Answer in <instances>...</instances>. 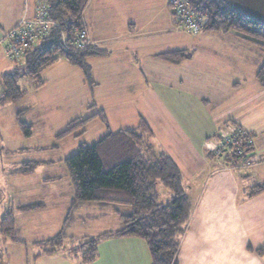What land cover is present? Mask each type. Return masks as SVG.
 Segmentation results:
<instances>
[{
    "label": "crops",
    "instance_id": "crops-1",
    "mask_svg": "<svg viewBox=\"0 0 264 264\" xmlns=\"http://www.w3.org/2000/svg\"><path fill=\"white\" fill-rule=\"evenodd\" d=\"M34 6L35 0H0V43H3L5 33L21 18L33 15ZM93 7L96 11H93ZM86 8H92L94 18L92 12H84ZM84 11L82 16L90 45L104 51L101 55L87 58L96 85L91 89L85 83L81 70L67 61L60 66L64 73L58 72L55 80L58 90L66 93L68 82L74 76L80 77L91 97L95 99L94 103L98 108L96 113L102 110L107 122L111 120V124L116 126L117 129L109 132L135 128L144 120L153 132L148 142L154 150L165 152L177 164L182 184L186 176L194 180L204 177L208 171H221L216 169L218 166L224 170L235 169L210 153L215 136L226 121L240 124L253 137L251 154L255 162L236 168L244 170L243 175L248 177L245 188H242L243 197L246 196L247 199L222 203L209 201L198 203L194 207L193 199L184 188L190 197L191 214L187 227L179 236L175 264H264V250H258L264 245V190L250 193L255 185H264V86L259 84L256 77V72L264 60V44L236 30L204 29L195 34L187 33L175 24L167 0H89ZM228 39L236 41V46ZM191 40L197 46L194 49L190 48ZM182 49H188L191 53L179 63L157 56L162 52ZM246 50L252 54H248ZM198 54L201 57L198 58ZM57 62L58 60L53 66ZM2 68L0 65V73L5 70ZM5 68H9V65ZM191 69L194 70L195 79L185 77L189 76L186 70ZM221 72L224 73L226 81L225 91L200 80L202 76ZM190 80L195 81L194 85L186 86L185 83ZM247 81L250 82L248 97L235 94ZM46 83L45 78L43 85ZM100 89L115 91L112 95L107 94V97L115 98L112 101L115 106L122 100H130L132 107L125 108L124 112L131 110L132 118L124 123L126 125L116 124L109 115L111 111L121 112L123 109L117 110L118 107L112 108L99 103ZM149 100L152 101L150 105ZM34 101V104L14 107L16 112L25 109L26 116L23 119L33 126L31 136L27 137L30 139L38 130L34 117H31L35 114L33 111L40 112L44 105ZM138 104L142 105V111L140 108L134 110L133 107ZM147 107L149 109H144ZM95 118L98 117L94 116L85 123V131L79 137L68 134L73 135L72 140L67 138L64 140L66 142H61L68 135L56 140L57 133H53V143H56V147L50 145L53 151L61 148L66 152L76 151L78 144L85 142L82 137L87 133L86 125ZM104 126L108 127V123ZM45 148L47 147L40 144L18 147L21 153ZM64 156L66 155L60 159L62 163L66 158ZM54 163L55 161H50L40 164L28 175L17 174L23 177L32 176L43 165ZM61 174L53 171V176L41 178L43 183L53 185L52 192L47 198L30 203L42 202V207L22 211L17 206L26 204L11 205L16 212L39 213L40 224H48L45 216L54 213V210L59 211L62 223L53 229V235L61 230L73 196L67 170L63 168ZM189 181L190 179L187 182ZM191 187L190 184L189 188ZM171 197L160 202L166 203ZM226 208L233 210L232 216L223 211ZM116 209L120 213L130 211L125 205L97 202L80 204L68 225L63 246L51 254L41 253L40 249V254L36 253L33 258L37 261L42 258L53 259V264H153L146 241L136 236L101 237L97 243V257L91 262L84 263L68 253L71 245L85 236L121 227V219L115 212ZM107 215H113L117 219L112 227L104 226ZM13 216L15 219L14 211ZM87 220L89 221L86 222ZM75 221H78L79 227L73 233L71 226ZM55 225L53 214V226ZM38 240L41 239L33 241L34 246H37L34 242ZM21 243L25 244L23 241Z\"/></svg>",
    "mask_w": 264,
    "mask_h": 264
},
{
    "label": "trees",
    "instance_id": "trees-1",
    "mask_svg": "<svg viewBox=\"0 0 264 264\" xmlns=\"http://www.w3.org/2000/svg\"><path fill=\"white\" fill-rule=\"evenodd\" d=\"M88 1L52 0L50 15L57 25L51 28L43 41L26 50L19 60L9 58L13 67L0 76V106L24 95L26 90L20 86L19 77L30 74L36 79V85L39 87L44 83L41 73L61 57L81 70L85 83L91 89L96 85L87 58L101 55L104 51L91 45L85 48L65 47L61 41L62 33L72 36L75 29L85 25L82 14ZM186 1L193 15L206 16V24L202 30H236L264 44V24L245 16L223 0ZM167 5L169 7L168 0ZM171 16L179 26L172 12ZM180 28L191 34L183 27ZM190 53V50L182 49L162 52L157 56L172 63H179L187 59ZM256 77L259 84L264 86V60L256 72ZM22 112H25V109L16 112L17 126L23 137L27 138L31 136L33 126L20 117ZM94 116L107 125L105 113L99 110L93 115L71 120L67 128L55 135V139L68 134L79 137L85 131V123ZM152 133L150 126L142 120L135 128L109 132L95 143L87 144L82 141L74 153L63 159L73 188V196L61 230L52 237L34 242L41 248V253L51 254L63 246L68 225L80 204L97 202L125 205L130 211L120 213L115 210L121 219V227L85 236L72 244L68 253L73 257L84 263L91 262L97 257V243L101 237L136 236L146 241L153 264L176 263L179 236L190 219L191 201L183 187L177 164L165 152L154 150L148 142ZM52 147H56V143H53ZM221 160L227 165L236 164V159L231 155L224 156ZM49 162L23 161L16 168V172L28 175L38 165ZM158 183H162L172 192V197L166 203L158 201ZM263 190V184L255 185L250 193L255 194ZM42 206L43 203L38 202L20 205L17 209L30 211ZM0 235L13 242H22L15 234L12 208L6 210L0 218ZM258 250L262 252L264 245Z\"/></svg>",
    "mask_w": 264,
    "mask_h": 264
},
{
    "label": "rangeland",
    "instance_id": "rangeland-1",
    "mask_svg": "<svg viewBox=\"0 0 264 264\" xmlns=\"http://www.w3.org/2000/svg\"><path fill=\"white\" fill-rule=\"evenodd\" d=\"M106 9V6H104ZM93 11H96V8L93 7ZM87 14L92 12V8H86L85 11ZM92 12V17L94 18ZM176 24V23H175ZM198 33V32H197ZM189 39H192V36L187 34ZM228 35L227 38H229ZM221 40V39H220ZM230 42L236 46V41L228 39ZM6 43H0V65L3 67L2 73L0 76L12 69L13 63L6 55ZM191 49L197 47L195 42L191 40L189 44ZM248 50V49H247ZM246 52L249 54L250 51ZM252 52H250V55ZM224 55V54H223ZM201 57L198 54V58ZM66 64V60L61 57L58 59V62L51 67L46 68L45 71L41 73V78L44 80L47 79V83L37 87L36 79L30 75L25 74L19 77L20 86L25 89L24 96L18 100L10 101L0 106V218L6 210H9L14 205L18 204H27L30 202L38 201L39 199H45L52 192V186L49 183H43L41 180L42 177L53 176V171L61 173L66 170L65 165L60 159L68 157L75 150L64 151L62 148L58 151H53L50 145L53 144L54 137L53 133H59L63 131L71 120L75 118H84L90 115H93L97 111V105H95V99L91 97L89 89L82 83V79L78 76H74L72 81L67 84V92L58 90L56 84L55 76L59 73H64L60 66ZM9 65V68H5ZM78 70V69H77ZM187 74L191 79L194 78V70H186ZM224 73L209 74L202 76L200 80L204 83H209V86L218 87L224 90L226 87V81L223 76ZM195 83L194 80L187 81L185 84L189 86ZM194 85V84H193ZM191 87H194V86ZM250 89V82L247 81L243 87L240 88L235 94L240 96L248 97ZM225 91V90H224ZM115 91L112 89H100V101L99 103L107 105L112 108L118 107L117 110H122L121 112L111 111L110 117L116 124L126 125V121L132 118L130 112L127 110L124 112L125 108L132 107L130 100L121 103L115 104L112 102L115 98L113 96L107 97V94L112 95ZM127 92V91H125ZM120 93H124L120 91ZM97 98V97H96ZM35 100V101H34ZM35 103L44 104L41 107V111L35 112L33 119L36 122V131L35 135L30 138H25L20 133V130L17 126L16 120V111L14 107H19L20 105H29ZM152 101H148L150 105ZM262 102V101H261ZM112 103V104H111ZM142 106V105H141ZM140 104L133 107L141 108ZM149 109V107L144 108ZM137 114V112H135ZM26 116V112H22L20 117L23 118ZM94 118V117H93ZM111 120L108 122V127L104 126L101 123V120L98 118L93 119L88 125H86L87 133L82 137L87 144H92L98 141L103 137V134H106L109 131H114L116 126L111 124ZM130 123V122H129ZM128 123V124H129ZM99 129V131H98ZM147 136V135H144ZM73 139V135H68L65 139H62L61 142H66V139ZM147 138V137H146ZM42 145L47 147L45 149L39 150H28L27 152H22L18 149L19 146L25 145ZM24 151V150H23ZM211 153L213 154L212 150ZM219 156V155H218ZM23 157V158H22ZM222 159V156H219ZM29 159H39V160H50L55 161L54 165H43L38 169L34 175L23 177L22 175L17 174L15 169L20 165L21 161ZM227 165V164H225ZM235 169L224 170L218 166L221 171L211 173L208 171L204 177L190 178L184 177L185 189L188 190L191 199H193L194 207L198 203H206L209 201L215 203L222 202H236L247 199L243 197L242 188H245V183L247 182L248 177L243 175L242 169H236L237 167L233 165H227ZM190 179L189 182H187ZM192 185L191 189L189 185ZM248 187V186H246ZM159 188H161L159 190ZM156 190L158 192V201H165L172 196V192L169 188L165 187L163 184H157ZM161 190L163 192H161ZM247 190V189H246ZM215 191V192H213ZM2 192V195H1ZM264 199V198H263ZM262 199V200H263ZM231 200V201H230ZM12 205V206H11ZM14 211L15 220H16V236L22 240L23 243H17L10 241L5 236L0 235V264H53V259L42 258L40 260H35L33 256L38 253L41 249L40 247L34 246L33 241L36 239H46L53 235V229L59 227L62 223V217L60 218V212L55 211L52 214H48L45 217L47 218L48 224H40V214L35 212H16ZM219 211H222L219 210ZM227 214L230 216L233 215V210H228L226 208ZM53 214L56 220V225L53 226ZM45 215V214H43ZM116 217L113 215H107L105 217L106 224L105 227H112L115 225ZM87 220L86 222H88ZM101 224V223H100ZM79 227L78 221H75L71 226V230H74L73 233H76Z\"/></svg>",
    "mask_w": 264,
    "mask_h": 264
},
{
    "label": "built area",
    "instance_id": "built-area-1",
    "mask_svg": "<svg viewBox=\"0 0 264 264\" xmlns=\"http://www.w3.org/2000/svg\"><path fill=\"white\" fill-rule=\"evenodd\" d=\"M169 8L180 27L192 34L201 31L206 24V16L193 15L186 0H168ZM52 0H35L34 12L30 17L21 18L4 35L6 55L19 60L26 50L43 41L51 28L57 25L51 15ZM61 41L65 47L85 48L90 45L88 30L85 25L75 29L72 36L61 34ZM213 155H231L236 159L237 168L251 165L255 162L253 151V137L249 132L233 121H226L215 136L214 145L210 148Z\"/></svg>",
    "mask_w": 264,
    "mask_h": 264
},
{
    "label": "water",
    "instance_id": "water-1",
    "mask_svg": "<svg viewBox=\"0 0 264 264\" xmlns=\"http://www.w3.org/2000/svg\"><path fill=\"white\" fill-rule=\"evenodd\" d=\"M245 16L264 24V0H223Z\"/></svg>",
    "mask_w": 264,
    "mask_h": 264
}]
</instances>
